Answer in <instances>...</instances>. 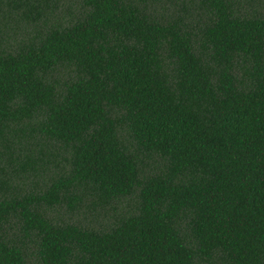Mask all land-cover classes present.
Listing matches in <instances>:
<instances>
[{
    "label": "trees",
    "instance_id": "1",
    "mask_svg": "<svg viewBox=\"0 0 264 264\" xmlns=\"http://www.w3.org/2000/svg\"><path fill=\"white\" fill-rule=\"evenodd\" d=\"M0 264H264V0H0Z\"/></svg>",
    "mask_w": 264,
    "mask_h": 264
}]
</instances>
